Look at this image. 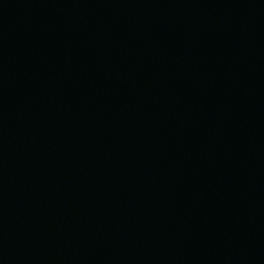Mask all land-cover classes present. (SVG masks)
<instances>
[{
	"label": "water",
	"instance_id": "1",
	"mask_svg": "<svg viewBox=\"0 0 264 264\" xmlns=\"http://www.w3.org/2000/svg\"><path fill=\"white\" fill-rule=\"evenodd\" d=\"M0 264H264V0H0Z\"/></svg>",
	"mask_w": 264,
	"mask_h": 264
}]
</instances>
